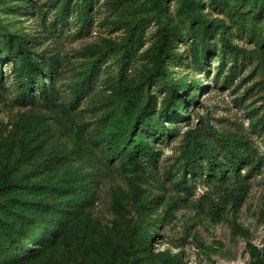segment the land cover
<instances>
[{
	"label": "rangeland",
	"instance_id": "374dc122",
	"mask_svg": "<svg viewBox=\"0 0 264 264\" xmlns=\"http://www.w3.org/2000/svg\"><path fill=\"white\" fill-rule=\"evenodd\" d=\"M182 4L94 0L86 14L77 0H0V185L19 186L0 195V218L19 221L6 230L14 231L0 264L27 250L35 257L17 264H264V0H195L194 17L225 27L203 35ZM26 68L55 76L54 108L19 104L16 76ZM162 75L176 84L165 87ZM171 99L176 120L166 114ZM146 106L172 133L145 136L152 163L124 167L109 159L107 134ZM194 140L199 154L221 158L227 142L250 162L222 163L205 177L200 156L202 174L191 176L183 151ZM65 183L88 184L70 194ZM55 226L59 238L45 249Z\"/></svg>",
	"mask_w": 264,
	"mask_h": 264
},
{
	"label": "trees",
	"instance_id": "16d2710c",
	"mask_svg": "<svg viewBox=\"0 0 264 264\" xmlns=\"http://www.w3.org/2000/svg\"><path fill=\"white\" fill-rule=\"evenodd\" d=\"M78 1V8L82 13L88 14L94 4V0H77ZM195 0H183L182 4V10L184 12L185 18L187 21L193 23L199 24L197 30L201 31V34L203 35V32L208 30H218L220 32H224V25L215 26L207 22L202 17H194L192 11H191V5L192 2ZM237 22H241V20H237ZM1 31L3 30V27L0 26ZM210 35V34H209ZM208 35V37H209ZM225 39V38H224ZM12 42H9L8 44L11 45ZM168 45V37L164 29L161 30V33L159 35V38L157 39V42L154 46V55L156 60H158V63L160 64L163 61V55L165 53L166 46ZM29 64V63H28ZM158 64V67H159ZM30 66V65H29ZM93 67V65L91 66ZM32 73L30 74V70L28 68L21 71L16 76V80L18 81V88L19 92L17 94V101L20 105L24 106H33L38 104L40 108H54L56 98H55V92L53 89V80L54 75H43V77H40L42 75L39 74L38 69L32 68ZM93 70V68H92ZM153 75V74H152ZM159 75V69L156 68L154 71V77H157ZM39 76L38 79L36 77ZM44 78V79H42ZM91 75L89 73L86 76V81L83 80L80 84L79 88L74 91V97L71 101V106L75 107L79 104V101L83 95V86L88 88L90 84ZM161 81L164 83L165 87H172L173 84H176L175 81L172 80V78L168 75H162ZM35 88V90L38 92H32L31 89ZM171 98H178L176 93H172ZM171 105L170 108L172 109L171 112L166 111V114L171 115V118L179 119V114L177 113V101L174 103L171 99ZM150 107L146 106L145 108H142L138 110V113L133 116H129L128 118H125L123 120L121 117L114 122V124L111 126V130L107 134V155L110 157L109 159H119L122 163V166H130L131 164H136L138 161H145L146 163H149L153 161L155 154L153 153V149L151 148V140L149 138H146L145 136H149L152 140L157 139L158 137L162 135H166L169 137L172 133L171 129L169 130L166 128L163 124L164 117H161L157 120V122H152V120L148 117V109ZM142 132H145L144 137L143 135H140ZM200 147H203V143L197 140L193 141L192 146L190 147V144L187 143L185 146V150L183 151V172H189L191 176L196 175L199 177V175L202 174V171L200 169L199 164V157L201 156L204 160L205 165V177L212 175L213 168H217L222 163L228 164L231 167H235V165L238 164V162L242 163H249L250 162V156L248 153L242 152L239 149H236L235 145L227 144V142H222L221 148H222V157L219 158L218 156H214L211 154H206L205 152H202L199 154ZM221 172H219V175ZM70 183V182H68ZM68 183H65L67 185L64 187V191H71L70 194H77L78 192L84 193L85 188L87 187L88 183H85V187L80 188V191L74 190L72 183L69 186ZM76 184V183H75ZM55 189L53 191H56L57 193H60L61 187L57 184H54ZM10 187L17 188L19 187L17 184L10 185L8 183H2L0 185V195H3L4 191L9 189ZM71 187L73 190H69ZM32 188H36V186H33ZM85 196L81 194V196H74V199L71 200V203L68 204L67 212L70 213L72 209L75 207L74 201H77L78 199H83ZM68 202H63L62 206H58L56 208V212L58 213L59 219H60V213H63V211L60 209L64 205H66ZM4 204L0 205L1 207ZM19 222L16 221L15 224ZM12 223H8L4 219L0 218V250H5V241L10 240L11 233H7L6 230L8 227L10 229H14V225ZM43 224L40 225L42 227ZM57 226L53 227L52 229L49 228L47 230L48 233H51L50 238L42 245V247H47L45 249H48L51 245H53L59 238L60 230L57 228ZM55 230V231H54ZM154 237V234L149 237V239L146 241V244L144 247L152 248V238ZM44 251L43 248H37L35 250V253H42ZM27 252V253H26ZM25 254L22 253H15L11 258L7 259L8 264H17L18 262H22L25 259H28L33 254H29V251L27 250ZM35 257V256H32Z\"/></svg>",
	"mask_w": 264,
	"mask_h": 264
}]
</instances>
